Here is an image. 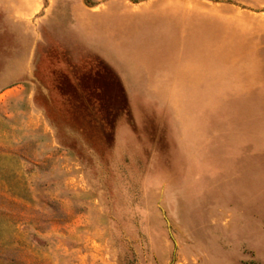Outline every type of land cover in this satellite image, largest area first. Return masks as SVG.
I'll list each match as a JSON object with an SVG mask.
<instances>
[{
	"label": "rangeland",
	"instance_id": "374dc122",
	"mask_svg": "<svg viewBox=\"0 0 264 264\" xmlns=\"http://www.w3.org/2000/svg\"><path fill=\"white\" fill-rule=\"evenodd\" d=\"M34 1L0 0V264H264V8L255 89L137 123L78 0Z\"/></svg>",
	"mask_w": 264,
	"mask_h": 264
},
{
	"label": "crops",
	"instance_id": "0c3cea01",
	"mask_svg": "<svg viewBox=\"0 0 264 264\" xmlns=\"http://www.w3.org/2000/svg\"><path fill=\"white\" fill-rule=\"evenodd\" d=\"M260 8L264 0H78L77 64L114 79L124 122L165 115L184 124L212 91L255 89ZM40 9L28 0L24 14Z\"/></svg>",
	"mask_w": 264,
	"mask_h": 264
}]
</instances>
